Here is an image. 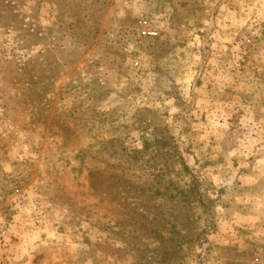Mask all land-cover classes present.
I'll list each match as a JSON object with an SVG mask.
<instances>
[{"label": "rangeland", "instance_id": "1", "mask_svg": "<svg viewBox=\"0 0 264 264\" xmlns=\"http://www.w3.org/2000/svg\"><path fill=\"white\" fill-rule=\"evenodd\" d=\"M0 264H264V0H0Z\"/></svg>", "mask_w": 264, "mask_h": 264}]
</instances>
